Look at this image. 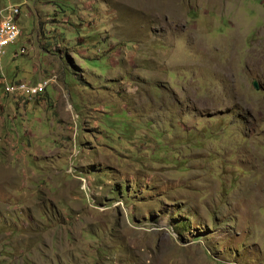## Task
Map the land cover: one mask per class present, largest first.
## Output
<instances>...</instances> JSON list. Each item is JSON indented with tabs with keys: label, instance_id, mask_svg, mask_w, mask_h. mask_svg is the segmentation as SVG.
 I'll use <instances>...</instances> for the list:
<instances>
[{
	"label": "rangeland",
	"instance_id": "rangeland-1",
	"mask_svg": "<svg viewBox=\"0 0 264 264\" xmlns=\"http://www.w3.org/2000/svg\"><path fill=\"white\" fill-rule=\"evenodd\" d=\"M8 7L0 264H264V0Z\"/></svg>",
	"mask_w": 264,
	"mask_h": 264
},
{
	"label": "built area",
	"instance_id": "built-area-1",
	"mask_svg": "<svg viewBox=\"0 0 264 264\" xmlns=\"http://www.w3.org/2000/svg\"><path fill=\"white\" fill-rule=\"evenodd\" d=\"M15 11L19 10H12L10 7L6 9L5 13V21H0V51L1 55L5 53V47L10 44H13L16 39L21 34V29L18 24V21H10V14L15 13ZM2 14V11L0 12ZM41 84H49L48 81H40L38 83H34V90L40 91ZM4 90L6 92H17L18 94H29V90H26L24 87V83H6L4 85ZM42 92H40L41 94Z\"/></svg>",
	"mask_w": 264,
	"mask_h": 264
},
{
	"label": "bare ground",
	"instance_id": "bare-ground-1",
	"mask_svg": "<svg viewBox=\"0 0 264 264\" xmlns=\"http://www.w3.org/2000/svg\"><path fill=\"white\" fill-rule=\"evenodd\" d=\"M13 8H18V7H13ZM13 8H11V9H13ZM15 13H16V11H15ZM18 16V15H17ZM10 21H11V14H10ZM25 82V81H24ZM16 83H17V81H16ZM22 83V82H21ZM26 87H29L27 84H26ZM30 88V87H29ZM31 89V88H30ZM30 91V90H29ZM29 95V94H28ZM23 95L24 96V98H28V99H31V98H33V96H35L34 94H31V95Z\"/></svg>",
	"mask_w": 264,
	"mask_h": 264
},
{
	"label": "water",
	"instance_id": "water-1",
	"mask_svg": "<svg viewBox=\"0 0 264 264\" xmlns=\"http://www.w3.org/2000/svg\"><path fill=\"white\" fill-rule=\"evenodd\" d=\"M252 85H253V87H254L255 89H257V88H258V86H257V84H256V82H255V81L252 83Z\"/></svg>",
	"mask_w": 264,
	"mask_h": 264
},
{
	"label": "crops",
	"instance_id": "crops-1",
	"mask_svg": "<svg viewBox=\"0 0 264 264\" xmlns=\"http://www.w3.org/2000/svg\"><path fill=\"white\" fill-rule=\"evenodd\" d=\"M26 90H29V88L28 87H26ZM32 89L30 90V92H29V94L31 95V93H32ZM47 93V92H46ZM33 94V93H32ZM51 97V96H50Z\"/></svg>",
	"mask_w": 264,
	"mask_h": 264
},
{
	"label": "clouds",
	"instance_id": "clouds-1",
	"mask_svg": "<svg viewBox=\"0 0 264 264\" xmlns=\"http://www.w3.org/2000/svg\"><path fill=\"white\" fill-rule=\"evenodd\" d=\"M19 24V23H18ZM38 98V97H37Z\"/></svg>",
	"mask_w": 264,
	"mask_h": 264
}]
</instances>
